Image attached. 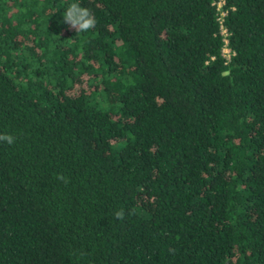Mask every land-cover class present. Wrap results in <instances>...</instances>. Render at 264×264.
<instances>
[{"label":"trees","instance_id":"1","mask_svg":"<svg viewBox=\"0 0 264 264\" xmlns=\"http://www.w3.org/2000/svg\"><path fill=\"white\" fill-rule=\"evenodd\" d=\"M215 1L0 0V240H264V0H224L228 59ZM0 264H264V241H0Z\"/></svg>","mask_w":264,"mask_h":264},{"label":"clouds","instance_id":"2","mask_svg":"<svg viewBox=\"0 0 264 264\" xmlns=\"http://www.w3.org/2000/svg\"><path fill=\"white\" fill-rule=\"evenodd\" d=\"M64 23L68 24L77 33L88 32L95 28L96 17L88 7L81 6L79 3H71L64 12ZM0 142L12 145L15 143V137L9 133H0ZM56 178L67 182L62 174L57 175ZM114 217L123 220L125 218V211L123 209L116 211Z\"/></svg>","mask_w":264,"mask_h":264},{"label":"built area","instance_id":"3","mask_svg":"<svg viewBox=\"0 0 264 264\" xmlns=\"http://www.w3.org/2000/svg\"><path fill=\"white\" fill-rule=\"evenodd\" d=\"M223 3H224V0H216L215 1V5H216V8L218 10L217 20L220 23V25H219L220 33L223 35V40H224V45L222 46L221 51H222V54L226 57V59H228L231 51H230L229 47L227 46V41H228V39H227V34H228L227 27L223 23V16L226 14V11L222 9Z\"/></svg>","mask_w":264,"mask_h":264}]
</instances>
